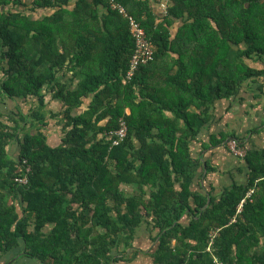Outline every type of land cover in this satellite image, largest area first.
Masks as SVG:
<instances>
[{"label": "trees", "instance_id": "16d2710c", "mask_svg": "<svg viewBox=\"0 0 264 264\" xmlns=\"http://www.w3.org/2000/svg\"><path fill=\"white\" fill-rule=\"evenodd\" d=\"M114 2L154 48L130 78L129 21L110 0H0V259L115 264L150 223L154 264H264V146L211 136L246 152V180L218 193L190 148L218 100L249 80L263 93L264 0H166L164 15L151 0ZM49 95L60 114L47 115ZM120 117L127 135L110 148Z\"/></svg>", "mask_w": 264, "mask_h": 264}, {"label": "crops", "instance_id": "0c3cea01", "mask_svg": "<svg viewBox=\"0 0 264 264\" xmlns=\"http://www.w3.org/2000/svg\"><path fill=\"white\" fill-rule=\"evenodd\" d=\"M151 1L157 11L164 15L165 11L162 5L166 4V0ZM262 82L263 80H259V82L246 81L237 95L218 100L212 109L210 121L190 143L193 155L207 160L215 168V170L207 172L203 179L206 188H214V193H218L220 189L229 186L233 181L244 182L247 174L245 163L241 158L232 154L226 141L211 145V136H219L220 133H235L244 137L250 147L264 146V86L260 96L257 91V86ZM50 98L49 95L45 107L48 116H50V111L58 113L61 108L58 101ZM126 111L128 112V110ZM48 119L50 120L45 129L48 143L57 145L63 135L61 116ZM185 220H188L187 216H185ZM156 234L157 229L153 228L150 223H143L135 231L130 247L120 245L112 251V255L117 258L115 264H154L152 254L157 248ZM0 264L44 263L21 255L20 250H17L7 252L0 259Z\"/></svg>", "mask_w": 264, "mask_h": 264}, {"label": "built area", "instance_id": "2783aa9c", "mask_svg": "<svg viewBox=\"0 0 264 264\" xmlns=\"http://www.w3.org/2000/svg\"><path fill=\"white\" fill-rule=\"evenodd\" d=\"M110 7L113 9H117L123 16L127 17L129 21V31L134 42L133 53L131 55L128 64V70L126 72V76L130 78L139 69L140 66L148 64L153 59L154 48L150 40L147 38L144 29L139 26L137 21L132 16L127 14L122 5L115 3L114 0H110ZM162 7L165 11L166 4H163ZM127 131V123L123 117H120L117 127L109 131L108 133V136L111 140L110 148L119 145L125 139ZM227 147L233 155L239 158H243L245 156V149L243 147H240L236 140L229 139L227 141ZM18 181L20 183H26L27 180L26 178H20L18 179ZM242 202L243 200H241V202L237 206V213H239L241 210ZM234 219L235 218L233 217L231 221H234Z\"/></svg>", "mask_w": 264, "mask_h": 264}, {"label": "rangeland", "instance_id": "374dc122", "mask_svg": "<svg viewBox=\"0 0 264 264\" xmlns=\"http://www.w3.org/2000/svg\"><path fill=\"white\" fill-rule=\"evenodd\" d=\"M2 107V109L4 110V111H13V108H12V105H10L9 104V107H7V106H5V105H3V106H1ZM29 108V106L28 105H25V104H23L22 105V109H23V111L24 112H26V110ZM226 145H227V141H226ZM11 154H17V148H16V146L15 145H13L12 147H11Z\"/></svg>", "mask_w": 264, "mask_h": 264}]
</instances>
